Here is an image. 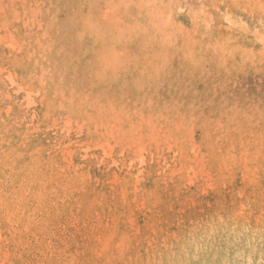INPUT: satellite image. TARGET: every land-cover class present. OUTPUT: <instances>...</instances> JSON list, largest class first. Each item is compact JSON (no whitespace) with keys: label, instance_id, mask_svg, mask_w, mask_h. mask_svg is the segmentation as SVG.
Returning <instances> with one entry per match:
<instances>
[{"label":"rangeland","instance_id":"rangeland-1","mask_svg":"<svg viewBox=\"0 0 264 264\" xmlns=\"http://www.w3.org/2000/svg\"><path fill=\"white\" fill-rule=\"evenodd\" d=\"M0 264H264V0H0Z\"/></svg>","mask_w":264,"mask_h":264},{"label":"bare ground","instance_id":"bare-ground-1","mask_svg":"<svg viewBox=\"0 0 264 264\" xmlns=\"http://www.w3.org/2000/svg\"><path fill=\"white\" fill-rule=\"evenodd\" d=\"M64 185V184H63ZM208 255V254H207ZM228 256V255H227Z\"/></svg>","mask_w":264,"mask_h":264}]
</instances>
